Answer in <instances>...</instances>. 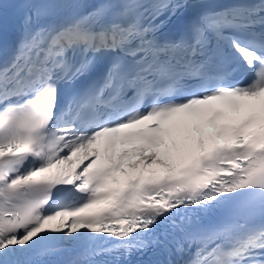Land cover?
<instances>
[{"label": "snow or ice", "instance_id": "snow-or-ice-1", "mask_svg": "<svg viewBox=\"0 0 264 264\" xmlns=\"http://www.w3.org/2000/svg\"><path fill=\"white\" fill-rule=\"evenodd\" d=\"M165 14L180 21L174 34H162ZM262 95L264 0H0V264L58 251L72 253L64 264H136L148 251L149 264H264V136L178 176L142 171L104 211L80 215L113 195L99 191L113 168L93 169L101 138L114 152L139 137L146 170L171 168L157 151L163 124L123 130ZM128 155L109 159L122 171Z\"/></svg>", "mask_w": 264, "mask_h": 264}]
</instances>
